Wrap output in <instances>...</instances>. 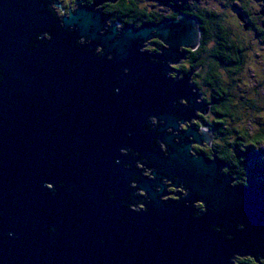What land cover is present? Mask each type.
I'll use <instances>...</instances> for the list:
<instances>
[{"label": "water", "instance_id": "1", "mask_svg": "<svg viewBox=\"0 0 264 264\" xmlns=\"http://www.w3.org/2000/svg\"><path fill=\"white\" fill-rule=\"evenodd\" d=\"M50 1L0 0V264H261L264 195L194 151L210 106L196 71L173 76L197 18L137 29L108 24L113 0Z\"/></svg>", "mask_w": 264, "mask_h": 264}, {"label": "trees", "instance_id": "2", "mask_svg": "<svg viewBox=\"0 0 264 264\" xmlns=\"http://www.w3.org/2000/svg\"><path fill=\"white\" fill-rule=\"evenodd\" d=\"M146 1L152 4L145 6ZM146 1L116 0V3L106 2L101 8H104L108 24L118 23L122 27L132 26L137 29L147 23L157 24L165 19H177L182 14L197 18L201 34L200 46L195 50L186 51L187 59L191 65L190 69L185 68L183 76L196 71L195 74L193 72L192 83L200 91V88L206 87L210 92L211 99L206 102L210 106L212 115L217 120L213 122V127L218 129L219 135L224 134L222 145L215 146L214 153L209 156L212 157L217 154L228 165L225 172L235 179V186H244L264 195V155H262L264 152L261 149L260 152L258 151V147L264 144V132L253 135L246 128L240 127L234 132L229 131L228 136H230V139H227V134L224 132L225 128L218 121L234 117L237 114L236 110L241 112L239 117L241 121L244 119L243 112H245L244 115H251L260 111L257 98L251 95V93L257 92L256 89L247 92L248 94L243 93L242 98H240L244 102L245 108L231 104L230 99L233 97L230 91L231 87L234 86L237 80H240L247 69H252L253 73L255 72L247 62L248 56L245 53L248 48H245V42L243 41L245 39L238 35L234 28L235 25L228 22V17L231 14L220 13V11L213 8L203 7L204 2L202 3V0ZM236 1L240 3L239 9L235 7L233 9L232 7V11L229 12L233 13L237 10L238 16H240H236L238 20L246 19L250 23L248 28L245 25L242 30L246 35H250L249 31L255 33L264 45V9L260 10L264 4L260 6L259 11L250 6L246 0ZM256 1L264 3V0ZM93 2L94 0H89L87 5H92ZM67 5L65 4V6ZM216 5L218 6V4ZM162 6L165 7L166 13L163 12ZM55 14L60 16L56 12ZM152 45L161 47L160 44L156 45L154 42H152ZM260 65L264 67V62ZM262 74L264 75V71H262ZM253 77L259 80L255 74H253ZM259 87L264 90V80L259 82ZM255 94L259 96L258 93ZM258 100L264 106V96L258 98ZM151 125L154 127L152 121ZM140 205L142 203L136 202L134 206L138 208ZM242 264L258 263L248 258ZM261 264H264V260Z\"/></svg>", "mask_w": 264, "mask_h": 264}, {"label": "rangeland", "instance_id": "3", "mask_svg": "<svg viewBox=\"0 0 264 264\" xmlns=\"http://www.w3.org/2000/svg\"><path fill=\"white\" fill-rule=\"evenodd\" d=\"M246 2H248V4H250V6H252L253 8H256V10H259L260 6L264 4L262 1L257 2L256 0H246ZM202 3H203L202 5L203 7L213 8L215 10L220 11V13H226V14L230 13L231 14V16L228 17V22L233 23L235 25L234 28L237 31L238 35L241 38L245 39L243 40L245 42V48H248V50L245 53L248 56L247 62L249 66H252L253 70H255V72L253 73L252 69H247V71L243 74V76L240 77V80H237L236 83H234V86L231 87L230 91H231L232 96L234 97V98L231 97L230 99L232 102L231 104L235 105L236 107L245 108L244 102L240 98H242L243 93L246 94L247 92H251V91H254V89H256L257 92H254V94L251 93V95L257 98L256 99L257 103L258 105H260L259 106L260 111L257 114L253 113L251 115H244L245 112H243L244 119H242V121L239 120L241 112L237 110H236L237 114L234 117L225 118L224 120H218V121L222 124V127L225 128L224 132L227 134L226 135L227 139H230V136H228L229 131L234 132V130L240 127L246 128L247 130H249V133L253 135H256L262 131L264 132V106L261 105V102L258 100V98L264 96L263 88L259 87V82L261 80H264V77H263L264 75L262 74V71H264V67L263 66L261 67L260 65L262 64V62H264V45L260 42V37H257L255 33H252L251 31H249L250 35H246V33L242 30V27H244L245 25H247L246 27H248L250 23L246 21V19L238 20L237 17H240V16H238L237 10L234 11L235 13L229 12V11H232V7L233 9L234 7L239 9L240 3H238V1L236 0H219V1L218 0H202ZM149 4L151 5L152 3H149L148 1H146L144 5L146 6ZM216 4H218V6ZM162 9L164 10L163 12L166 13L165 7L162 6ZM262 9H264V6L260 10ZM56 12L60 16H63L66 14L62 10V8L61 9L58 8ZM153 47L154 45L149 43V46H147L145 50L150 53H154ZM180 65L184 66L185 68L190 69L191 64L189 63L188 59H186V60H183ZM175 67L178 68V66H175ZM253 74H255L259 80L253 77ZM178 76L184 77L183 74H180V75L178 74ZM200 89L201 91L199 90V93H201L203 95V98L208 102L211 99L210 92L206 89V87H202ZM255 93H258L260 97L258 95L256 96ZM239 104H241V106H239ZM216 121L217 120L212 115L211 110H209L207 115L204 117L203 123L201 124L203 128L210 127L214 131L212 133L213 134V141L211 142L212 149H215V146L217 145L221 146L222 145L221 142H223V138H224V134L219 135L218 129L216 127H213V124H214L213 122H216ZM211 148L209 147V150ZM258 148H259L258 149L259 152H260V149L263 150L264 152V144ZM262 155H264V153H262ZM235 259L238 262L236 264H240L248 258H241V257L236 256Z\"/></svg>", "mask_w": 264, "mask_h": 264}, {"label": "flooded vegetation", "instance_id": "4", "mask_svg": "<svg viewBox=\"0 0 264 264\" xmlns=\"http://www.w3.org/2000/svg\"><path fill=\"white\" fill-rule=\"evenodd\" d=\"M76 1H80V0H53L52 2L50 1V5H51V9L53 10V11H57V8L56 7H54V6H59V5H61L60 7L62 8V9H65V13H70L71 11H73V10H75L76 8V6H75V2ZM81 1H83L86 5H87V3H88V1L89 0H81ZM116 1V0H115ZM114 3V2H113ZM116 3V2H115ZM55 4V5H54ZM65 4H68L67 6H65ZM66 10H67V12H66ZM57 13V12H56ZM248 28V27H247ZM154 42V44H156V45H161L162 46V44L160 43V41H153ZM151 44H152V42H151ZM154 49H153V52H154V54H157V53H159V47L158 46H155V47H153ZM185 70V67L184 66H182V65H179L178 66V68H176V70H174L173 72V76H177L178 74L180 75V74H183L184 71ZM204 117L205 116H202V115H199L198 116V120L197 121H195L194 122V124L196 125V127L197 128H201V127H198V126H200L202 123H203V121H204ZM209 147H210V145H203V146H198V145H196V146H194V151H196L197 153H205L208 157H210L209 155H211V154H213L214 153V149H210L209 150ZM216 149V148H215ZM134 168L139 172V173H141V174H143L144 176H146V177H148V178H151L152 177V173H153V169H151L150 168V166L149 165H147L146 164V162L145 161H141L140 159H139V156H137V155H134ZM132 183H135L134 184V187L138 184L139 185V180L137 179V178H134V181L132 182ZM133 187V188H134ZM167 187L168 188H172V185H167ZM138 188V187H137ZM134 189H136V188H134ZM136 194L138 195V202H140V200H142L143 199V195L145 196V194L142 192V191H140V190H136ZM172 194H174L173 192H169V191H167V192H165V195H166V199L167 200H176V199H173V198H167V196L168 195H172ZM144 204V203H143ZM145 206H142V205H140V209H143Z\"/></svg>", "mask_w": 264, "mask_h": 264}, {"label": "clouds", "instance_id": "5", "mask_svg": "<svg viewBox=\"0 0 264 264\" xmlns=\"http://www.w3.org/2000/svg\"><path fill=\"white\" fill-rule=\"evenodd\" d=\"M62 10H63V11H65V9H62ZM75 10H76V9H75ZM75 10H73L72 12H74ZM66 14H67V13H66ZM66 14H65V15H66ZM63 16H64V15H63ZM61 17H62V16H60V18H61ZM123 27H124V26H123ZM235 258H236V257H235ZM235 258L233 259V263H234V264H236V263H237V261H236V259H235ZM240 264H242V263H240Z\"/></svg>", "mask_w": 264, "mask_h": 264}]
</instances>
